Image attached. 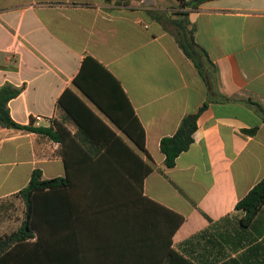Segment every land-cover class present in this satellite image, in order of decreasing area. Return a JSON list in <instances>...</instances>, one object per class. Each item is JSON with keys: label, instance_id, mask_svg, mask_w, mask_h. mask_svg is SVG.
<instances>
[{"label": "crops", "instance_id": "obj_1", "mask_svg": "<svg viewBox=\"0 0 264 264\" xmlns=\"http://www.w3.org/2000/svg\"><path fill=\"white\" fill-rule=\"evenodd\" d=\"M180 18L207 83L176 45ZM5 81L22 86L7 102L15 122L77 132L61 146L0 127V199L34 168L64 180L44 193L53 261L264 264V203L247 223L234 210L264 175V0H0ZM195 111L192 142L164 167L160 138Z\"/></svg>", "mask_w": 264, "mask_h": 264}, {"label": "trees", "instance_id": "obj_2", "mask_svg": "<svg viewBox=\"0 0 264 264\" xmlns=\"http://www.w3.org/2000/svg\"><path fill=\"white\" fill-rule=\"evenodd\" d=\"M206 0H179L184 4L195 6ZM173 25L174 40L186 58H188L197 73L203 81L207 83L205 77L204 62L207 56L203 48L197 45L193 39L192 29L187 26V21L183 18L174 20ZM22 86H14L9 82L0 84V127L9 129H18L31 131L47 138L57 141L64 146L65 140L73 139L77 136V132L73 135L60 124L55 121L48 126H33L31 118L28 123L20 124L15 122L9 115L7 102L16 96ZM75 101L83 108L84 105L74 96ZM261 116L264 110L257 105ZM66 114L78 124L79 120L65 105ZM197 111L183 115L176 126L174 132L170 135L163 136L158 142L159 152L162 154V164L166 168H170L174 164L175 157L184 151L192 142V132L195 129ZM126 134L132 138L136 146L143 150V134L140 136L135 133L134 127L131 130L123 128ZM149 170V167L143 168V174ZM64 180L59 177L44 179L38 169L31 170L26 184L15 191L23 204V218L17 228L7 234L0 235V264H58L59 256L53 261L47 250L44 240V193L47 189L55 188L62 184ZM264 203V175L247 191V193L239 198L234 204V210L242 211L243 216L240 221L247 223L255 214L258 208ZM172 224L170 232H172L182 221V216L170 212ZM170 251V250H169ZM172 251L169 253L171 254ZM56 262V263H55Z\"/></svg>", "mask_w": 264, "mask_h": 264}, {"label": "rangeland", "instance_id": "obj_3", "mask_svg": "<svg viewBox=\"0 0 264 264\" xmlns=\"http://www.w3.org/2000/svg\"><path fill=\"white\" fill-rule=\"evenodd\" d=\"M23 218V204L21 200L11 194L0 199V235L7 234L18 227Z\"/></svg>", "mask_w": 264, "mask_h": 264}, {"label": "built area", "instance_id": "obj_4", "mask_svg": "<svg viewBox=\"0 0 264 264\" xmlns=\"http://www.w3.org/2000/svg\"><path fill=\"white\" fill-rule=\"evenodd\" d=\"M35 119L38 120L39 119V116H35Z\"/></svg>", "mask_w": 264, "mask_h": 264}]
</instances>
